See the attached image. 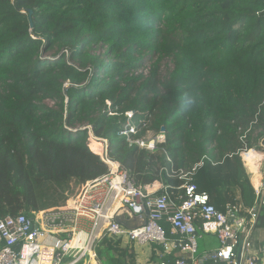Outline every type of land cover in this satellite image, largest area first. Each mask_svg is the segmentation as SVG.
<instances>
[{"label":"trees","instance_id":"trees-1","mask_svg":"<svg viewBox=\"0 0 264 264\" xmlns=\"http://www.w3.org/2000/svg\"><path fill=\"white\" fill-rule=\"evenodd\" d=\"M127 112L149 124L137 138L164 137L155 154L122 136ZM89 133L138 185L160 182L158 196L181 203L189 174L219 212L254 211L256 253L264 205L242 153L264 147V0H0V219L61 206L72 185L107 175ZM151 249L150 264L181 257ZM96 252L138 264L109 236Z\"/></svg>","mask_w":264,"mask_h":264},{"label":"built area","instance_id":"built-area-1","mask_svg":"<svg viewBox=\"0 0 264 264\" xmlns=\"http://www.w3.org/2000/svg\"><path fill=\"white\" fill-rule=\"evenodd\" d=\"M126 116L128 124L122 135L141 150L155 154L157 142L164 137L152 138L147 130L145 136L137 138L147 126L137 129L135 113ZM89 139L91 150L108 165L109 173L79 186L65 206L0 219V264H100L96 249L106 236L120 240L123 246H134L135 252L158 245L168 257L175 252L181 254L171 263L164 260L160 264H264V245L249 256L251 229L247 226L256 221L254 211L249 212V222L234 213L219 212L210 204V197L190 183L189 174L182 177L181 203L168 195L158 196L163 185L160 189L156 187L158 182L138 185L120 163L109 158L106 141L92 134ZM94 142L102 144V149H94ZM249 152L242 153L246 163ZM263 162L261 157L256 164ZM255 191L264 205V174ZM121 212L128 219H139L141 226L128 229L117 223L115 217ZM163 221L171 226L172 235L180 238L169 237ZM202 236L217 238L220 246L199 256Z\"/></svg>","mask_w":264,"mask_h":264},{"label":"crops","instance_id":"crops-1","mask_svg":"<svg viewBox=\"0 0 264 264\" xmlns=\"http://www.w3.org/2000/svg\"><path fill=\"white\" fill-rule=\"evenodd\" d=\"M253 152L255 153V157H256L255 160L256 161L258 159H261L262 156H260V154L258 152H256V151H253ZM247 163H248V161H247ZM247 166H249L250 168H253V169L256 168V165L250 166L249 163H248ZM258 170L261 171V168L258 167L255 171H252L251 169H249V174L251 175L250 176L251 183H252L254 188H257L260 185V180L262 179V176L264 174L263 170L261 172L258 171ZM160 185H162V184L158 182L156 187L158 189H160L161 188ZM177 236L178 235H172V232H171V237L172 238H176ZM219 246H220V244H219L217 238H215L213 236H202L199 239V256L203 255L206 252L216 250ZM136 252L138 253V257H137L138 258V261H137L138 264H150V260H151V257H152V249H151V247H148V246L147 247H142L141 249H137ZM175 253H173L172 256ZM180 256H181V254H180Z\"/></svg>","mask_w":264,"mask_h":264},{"label":"rangeland","instance_id":"rangeland-1","mask_svg":"<svg viewBox=\"0 0 264 264\" xmlns=\"http://www.w3.org/2000/svg\"><path fill=\"white\" fill-rule=\"evenodd\" d=\"M163 70H165V68L166 67H170V64H168V62H164L163 63ZM147 67V66H146ZM53 109H56V106H54V103H52V102H47ZM260 133V131H257L255 134H254V136H257L258 134ZM151 135L152 136H150V137H152V138H156L157 137V135H159L158 133H155V132H152L151 131ZM88 142H89V145H90V148H91V144H92V142L90 141V139H88ZM158 143L159 142H157V145H158ZM92 146H94V144L92 145ZM256 151V152H258L259 154H260V156H262V158H264V147H262L261 145H260V149H250V151ZM245 159H246V157H245ZM245 163V167H246V170H247V173L249 174V169H250V167L249 166H246V164L248 165V163H246V162H244ZM256 167L258 168H261V171L263 170V168H264V162L263 163H257L256 164ZM258 171H260V170H258ZM260 171V172H261ZM260 174V173H259ZM250 175V174H249ZM251 176V175H250ZM79 186H75V185H72V188H71V190L68 192V193H66L65 194V197L67 196L68 198L70 197V196H72L73 194H75V192H76V190H77V188H78ZM68 201V200H67ZM67 201H66V203H67ZM66 203H64V204H62L61 206H58V207H62V206H65L66 205Z\"/></svg>","mask_w":264,"mask_h":264},{"label":"water","instance_id":"water-1","mask_svg":"<svg viewBox=\"0 0 264 264\" xmlns=\"http://www.w3.org/2000/svg\"><path fill=\"white\" fill-rule=\"evenodd\" d=\"M163 131H164V129H163ZM115 220L117 223H119L120 225H122L128 229H136V228L141 226V222L139 219L134 218V217L131 219H128L126 217V215L124 214V212H121L120 214H118L115 217Z\"/></svg>","mask_w":264,"mask_h":264},{"label":"clouds","instance_id":"clouds-1","mask_svg":"<svg viewBox=\"0 0 264 264\" xmlns=\"http://www.w3.org/2000/svg\"><path fill=\"white\" fill-rule=\"evenodd\" d=\"M192 105H193V100H192V98L190 97V96H185V98H184V110H187V109H190L191 107H192ZM128 113V112H127ZM134 113V112H133ZM127 117V116H126ZM135 117H136V114H135ZM135 119V118H134ZM135 122V121H134ZM127 124H128V119H127ZM127 124H126V126H127ZM135 125H136V123H135ZM140 125H142V122L140 121ZM146 126H147V128H148V125L149 124H145ZM126 126H125V128H126ZM125 128H124V130H125ZM136 128L137 129H142L141 127L139 128L137 125H136ZM146 128V129H147ZM142 131V130H141ZM140 131V132H141ZM147 131V130H146ZM150 131V130H149ZM123 132V131H122ZM151 132V131H150ZM90 134H92V133H89V138H90ZM146 134H147V132H146ZM93 136V135H92ZM123 136V135H122ZM127 139V138H126ZM128 141V140H127ZM89 143V142H88ZM89 147H90V145H89ZM91 149V148H90ZM92 151V150H91ZM93 152V151H92ZM107 153H108V149H107ZM96 154V153H95ZM97 155V154H96ZM98 156V155H97ZM110 158V157H109ZM101 159V158H100ZM111 159V158H110ZM114 161V160H113ZM119 163V162H118ZM106 164V163H105ZM107 165V164H106ZM108 166V165H107ZM160 183V182H159Z\"/></svg>","mask_w":264,"mask_h":264},{"label":"bare ground","instance_id":"bare-ground-1","mask_svg":"<svg viewBox=\"0 0 264 264\" xmlns=\"http://www.w3.org/2000/svg\"><path fill=\"white\" fill-rule=\"evenodd\" d=\"M94 149H98V150H101L102 149V144L98 143V142H94V146H93ZM251 152L253 151H250L248 154H250ZM256 163V162H255ZM252 171H255L257 169V167L255 169L253 168H250Z\"/></svg>","mask_w":264,"mask_h":264}]
</instances>
